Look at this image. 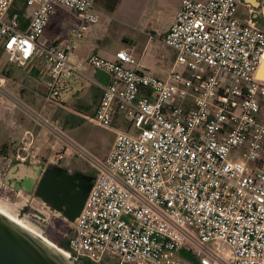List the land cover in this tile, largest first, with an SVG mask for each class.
<instances>
[{
  "label": "built area",
  "instance_id": "obj_1",
  "mask_svg": "<svg viewBox=\"0 0 264 264\" xmlns=\"http://www.w3.org/2000/svg\"><path fill=\"white\" fill-rule=\"evenodd\" d=\"M96 1L0 0V48L19 67L41 57L50 101L74 75L91 80L73 59L100 22ZM242 5L183 0L164 37L176 53L164 79L132 51L89 58L108 77L92 80L101 101L90 120L115 141L105 161H91L92 188L67 223L74 263L264 264V30L251 6L239 16ZM59 8L74 22L41 44ZM61 139L57 162L73 150Z\"/></svg>",
  "mask_w": 264,
  "mask_h": 264
},
{
  "label": "rangeland",
  "instance_id": "obj_2",
  "mask_svg": "<svg viewBox=\"0 0 264 264\" xmlns=\"http://www.w3.org/2000/svg\"><path fill=\"white\" fill-rule=\"evenodd\" d=\"M112 2L113 0H98L96 3V7L99 11L106 10L104 12L100 11L102 15L99 22L100 29L97 32L99 35L96 34L103 40L105 47H110L109 50L118 48L123 45L124 42V38H119L118 35L117 27L119 23L116 22L114 9H110ZM176 8L177 3L175 0L164 1L154 10L150 11V15H148L145 20H142V23L139 26L136 25V29L143 31L144 29H140V27H143L150 28V32H160V30L168 26V22L171 19L172 13L176 12ZM69 17L70 12L66 9H58L56 11L54 17L55 20L50 28L54 31L53 36L57 35L58 26ZM128 27L129 29L136 30L130 25H128ZM63 28H65V26H63ZM125 30L130 31L127 29ZM59 32L61 33L62 30L59 29L58 33ZM65 35L66 31L63 30L61 36ZM144 43L146 42H143L142 45ZM77 50L78 49L76 48L75 54L77 53ZM149 51L150 62L153 61L154 58H157L158 55L163 54L168 61L167 69L172 70L174 68V53L161 39L157 38L154 43L150 42ZM110 53V51L107 52L108 55ZM87 69L89 70H86L85 74L90 77L91 80L78 74L74 75L71 79V84L68 88L63 89L61 93L59 100L62 101V104L61 106L59 105V111L56 113L47 111V114H39L23 102L24 105L19 103V97H17V95H15L7 86L8 75H0V149L3 147L2 144H4L6 140H9V144L6 143L7 149L2 148L5 154H0V210L15 219L21 220L41 237H45V240L53 243V236L55 234L70 239L73 236L71 228H67V223L63 222L59 213L52 211L33 196L27 195L22 191L14 190L12 187L4 183V177L11 167L18 164L19 161L16 158L18 150H20V153H30L33 155L32 160H28L30 161V164L31 161L34 163V161L40 159L41 146H36L31 143L37 136L40 138L43 136V140H46V143L49 142L50 147L53 144L59 147H66V143L61 139V137H65L69 140L70 144H73L72 151H74V153H72L73 155L69 152L72 155V158H67L66 162L69 164L76 163L77 161L84 162L86 169L96 173L91 161L103 162L100 160L101 158L99 154L108 149V145L112 143L114 136L110 131L95 125L93 120H87L84 112L85 110H78L81 105L87 104L88 101L92 104L93 92L98 88L92 80L104 83L108 78L101 72L94 75L93 69ZM90 69L92 71H90ZM177 70L183 71V67L178 66ZM11 105L15 108H12L13 106ZM19 112L24 116L20 115ZM62 113L67 115L70 124L72 121H78L79 123L74 127V130L71 131V136L66 130H61L59 128L60 126L57 124L56 120H58V116L60 114L61 116L64 115ZM53 114H56L55 117H53ZM125 126V121H118L116 127L122 129ZM16 127L24 130L21 134L22 138H20L17 143L10 142L8 137L16 136L11 129L14 131V128L16 129ZM55 127L58 128V131L62 135L61 137L54 134L53 128ZM69 128L72 130L71 127ZM25 130H31L32 134L25 133ZM73 133L77 135V138L74 137ZM63 152L64 150L54 154L53 159H57V156ZM79 152H84L87 156H81ZM84 263L85 261L75 264Z\"/></svg>",
  "mask_w": 264,
  "mask_h": 264
},
{
  "label": "crops",
  "instance_id": "obj_3",
  "mask_svg": "<svg viewBox=\"0 0 264 264\" xmlns=\"http://www.w3.org/2000/svg\"><path fill=\"white\" fill-rule=\"evenodd\" d=\"M164 1L167 0H121L120 4H118L114 9V16L116 22L119 23L117 27L119 38L120 37L124 38L123 45L119 46L116 49L113 48L112 50H109L110 47L109 48L105 47L103 40L97 36V34L99 35V33L97 32L100 29V23L91 26L88 34L80 42L77 48L78 49L77 53L75 54L73 59L77 64V66L79 67V69L84 73L86 70H89L87 68L93 69L88 64V60L91 56H100L108 60H114L117 52L122 50H128V51H132L135 58L141 61V63L144 64L152 74L162 79L166 78L169 75V73L172 71L167 69L168 61L166 57L163 54H161L150 62L149 45L150 42L154 43L157 38L161 39L164 43V37L169 32L171 26L173 25L176 14L180 9L183 0H175V2L177 3L176 12L172 13L171 19L168 22V26L160 30V32H156V31L150 32V28H143V27H140V29L142 30L144 29L143 31L136 29L137 27L136 25L139 26L142 23V20H145L147 16L150 15V11L154 10L156 7L159 6V4H162ZM196 1H205V0H196ZM248 5L255 10V18L257 19L259 26L264 30L263 0L260 3L259 7L253 5L252 0H244V5L241 6L238 13L241 18L247 16ZM59 9L65 10V8H59ZM96 10L99 11L97 7ZM100 11L104 12L106 10H100ZM54 17L50 25L46 29L45 34L40 38L41 44L44 45L54 44L62 37L61 33L63 32V30L66 31V29L74 22L73 15L70 12V17L67 18L61 25L58 26L57 35L53 36L54 31H52V29L50 28L55 20ZM127 24L134 27L136 30L129 29ZM63 26H65V28H63ZM59 29L62 30L61 33L60 32L58 33ZM125 29L130 31H126ZM143 42L146 43L142 45ZM108 51L111 52L109 55L107 54ZM172 51L174 53V57H176L175 51L174 50ZM91 69L90 71H92ZM97 73L98 71L93 69V74L96 75ZM0 75H8L7 86L10 90L14 92L15 95H17V97H19L21 101V102L19 101V103H21L22 105L25 104L28 107L30 106L34 111H36L39 114H47V111H50L52 113L53 112L56 113L57 111H59L58 110L60 108L59 105L61 106L62 101L59 100L54 102L47 99L46 73H45L43 60L41 59V57L35 56L25 67H19L17 65L10 64L6 56L4 55L2 48H0ZM70 84H71V79L66 82L63 89L68 88ZM92 96H93L91 101L92 104H90L88 101L87 104L81 105L78 108L79 111L85 110L84 112L86 114L87 120L90 119L95 114V111L100 104L101 91L98 88L95 89ZM12 108L15 107L13 106ZM19 114L22 115L21 112H19ZM55 115L56 114H53V117H55ZM56 121L57 124L60 126L59 128L61 130H66L67 133H70V136L72 133L71 131H73L74 127L79 124L78 121L76 122L72 121V123L70 124L67 115L65 114L63 116H61L60 114L58 116V120ZM119 121H124V119L122 118ZM117 125L118 123L116 124V126ZM69 127H71L72 130ZM115 128L118 129L117 127ZM11 131L14 134H16V136L8 137V139H10V142L17 143L20 140V138H22L21 134L22 131L24 132V130H21V128L19 129L18 127H16V129L14 128V131L12 129ZM108 131H110L113 134L114 139L112 143L108 145L109 146L108 149L105 152L99 154L101 161H105L107 159L110 149L112 148L113 143L115 141V132L113 130H108ZM25 133L32 134L31 130H25ZM73 135L75 138H77V135H75L74 133ZM43 139H44L43 136L41 138L37 136L36 139L34 138V140H32L31 142L33 145L41 146V153H40L41 157L40 159L34 161V163L31 161L30 166L37 165L39 161L50 163L52 160H55L53 159L54 154L62 152V150H64L65 148V147L55 146V144H53L50 147L49 142L46 143V140ZM64 139L66 138L64 137ZM66 140L69 141L68 139ZM6 143L9 144V140H6L2 145H5ZM70 152L71 154L74 153V151H70ZM69 154L70 153L68 151L64 155V158L62 159L61 162L69 165V163L66 162V159L69 157L72 158L73 155V154L72 155ZM16 155H17L16 158L19 161L18 164H24V165L28 160H32V156H33L30 153H23V152L20 153V150L17 151Z\"/></svg>",
  "mask_w": 264,
  "mask_h": 264
},
{
  "label": "water",
  "instance_id": "obj_4",
  "mask_svg": "<svg viewBox=\"0 0 264 264\" xmlns=\"http://www.w3.org/2000/svg\"><path fill=\"white\" fill-rule=\"evenodd\" d=\"M253 5L260 6L258 0H252ZM258 77L264 80V62L260 66ZM40 168L37 165L26 166L18 164L11 167L5 176L4 183L12 188H18L17 182H23L24 189L31 190V186L38 179ZM58 169L47 170L39 182L37 195L43 198L47 203H54L57 211H62L61 203L68 205L67 219L74 222L80 215L85 201L89 195L93 183H90L81 200L75 203L67 199L71 192L76 193L77 184L72 190L67 189L63 182H57L59 175ZM10 180H14L10 182ZM92 181V180H91ZM55 198L52 199L51 197ZM78 199V198H77ZM74 200V199H72ZM77 202V204H76ZM69 212V213H68ZM0 264H75L66 255L48 244L44 240L23 229L10 221L7 217L0 214Z\"/></svg>",
  "mask_w": 264,
  "mask_h": 264
},
{
  "label": "flooded vegetation",
  "instance_id": "obj_5",
  "mask_svg": "<svg viewBox=\"0 0 264 264\" xmlns=\"http://www.w3.org/2000/svg\"><path fill=\"white\" fill-rule=\"evenodd\" d=\"M259 2L261 3L262 0H259ZM61 161L57 162L55 160H52L50 163L39 161L37 163V166L40 168V171H39V174H38V179L36 180L35 183L32 184L31 190L28 191V190L24 189L23 182H17L16 183L17 186L20 187V189H18V188H13V189L14 190H18V191H22L25 194L33 196L34 198L38 199L39 201H41V203L46 205L52 211L59 213L60 216L62 217V220H63L64 223H68V222H70L67 219V216H66V213L68 211L67 210L68 205H64L63 204L64 202H62L61 205H60L62 211H57L55 209V206H54L53 202L47 203L43 198H41V197H39L37 195L39 182L43 178V174L49 169L50 170L58 169V170H61V171H59V173H58L59 175H57V177H56L57 182H63V185H66L65 187L67 189H69V190H72V188L75 186V184H77L76 193L75 192H71L68 195V197H67V199L70 198V200L75 203L76 200L79 201V200L83 199L84 191H85L86 187L90 183L94 182L96 173H93V172L89 171L88 169H86V165H85L84 162L77 161L76 163L67 165V164H65V163H63ZM29 162L30 161H27L25 163V165L29 166L30 165ZM31 166H34V165H31ZM4 179H5V177H4ZM13 181L14 180H10V182H13ZM8 186H10V185H8ZM51 198L55 199L53 197V195H52ZM72 199H74V200H72ZM76 204H77V202H76ZM66 226H67V224H66Z\"/></svg>",
  "mask_w": 264,
  "mask_h": 264
},
{
  "label": "trees",
  "instance_id": "obj_6",
  "mask_svg": "<svg viewBox=\"0 0 264 264\" xmlns=\"http://www.w3.org/2000/svg\"><path fill=\"white\" fill-rule=\"evenodd\" d=\"M121 0H113L112 4H111V7L110 9H115V7L120 4ZM3 149H7V145H3L2 147ZM0 149V154L1 155H4L5 152L3 149ZM53 239H54V243L61 249L65 250V251H69V238L68 237H63L62 235H59V234H55L53 236ZM84 264H90L88 262H85Z\"/></svg>",
  "mask_w": 264,
  "mask_h": 264
},
{
  "label": "bare ground",
  "instance_id": "obj_7",
  "mask_svg": "<svg viewBox=\"0 0 264 264\" xmlns=\"http://www.w3.org/2000/svg\"><path fill=\"white\" fill-rule=\"evenodd\" d=\"M0 214L4 215L5 217H7L10 221H12L13 223L17 224L18 226L22 227L23 229L29 231L30 233L34 234L35 236L39 237L40 239L44 240L45 242H47L48 244L52 245L54 248H56L57 250H59L61 253H63L64 255H66L67 257L68 254L66 251H64L63 249L59 248L57 245H55L53 242H49L47 240H45L43 237H41L37 232H35L34 230H32L30 227H28L24 222H22L21 220L15 219L13 217H11L10 215L4 213L2 210H0Z\"/></svg>",
  "mask_w": 264,
  "mask_h": 264
}]
</instances>
